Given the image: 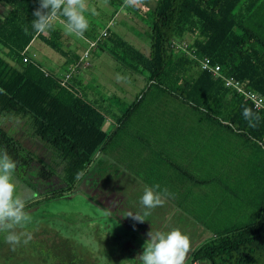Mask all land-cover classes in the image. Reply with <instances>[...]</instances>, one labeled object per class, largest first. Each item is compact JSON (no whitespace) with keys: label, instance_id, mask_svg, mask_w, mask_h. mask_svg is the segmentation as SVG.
<instances>
[{"label":"trees","instance_id":"1","mask_svg":"<svg viewBox=\"0 0 264 264\" xmlns=\"http://www.w3.org/2000/svg\"><path fill=\"white\" fill-rule=\"evenodd\" d=\"M106 1L119 7L124 4V0ZM0 3L9 9L7 16L0 15V113L21 120L28 115L35 119L40 139L65 162L67 188L51 196L70 193L86 176L96 155L103 152L114 137L104 128L108 115L113 113L88 99L75 76L69 82V88L64 87L60 77L48 73L28 57L29 46L39 38L61 55L68 53L59 41L54 23L44 34L37 35L32 29L33 12L39 7V0H0ZM150 11L148 56L120 37L111 35L109 38L115 59L121 58L149 74L148 84L137 99L124 108L120 117L115 114L117 130L150 93L157 92L154 95L160 97L163 92L176 100L181 99V103L194 109L195 113L203 112L204 116L198 121L218 122L236 131L242 140L240 143L238 139L239 152L245 150L247 143L264 148V112L256 110L248 99L227 88L222 78H215L203 70L199 62L210 59L211 64L221 67L224 77L247 83L249 89L264 95V23L257 21L262 15L264 21V1L156 0ZM174 40L187 42L188 51L199 60L178 50ZM78 60L76 57L70 68L75 67ZM245 108L259 119L246 120ZM2 150L16 162L15 171L23 172V177L38 164L34 152L0 127ZM261 153L257 151V154ZM241 156L239 154V159ZM262 158L263 171L260 173L257 168L259 177L264 175ZM39 167V178L49 180L54 177V169L42 164ZM259 185L254 220L217 232L194 250V263L264 264V182L262 184L261 179ZM34 203L36 201L26 204V208H32ZM53 243L57 245L56 252L59 243ZM79 257L75 256L83 264Z\"/></svg>","mask_w":264,"mask_h":264},{"label":"rangeland","instance_id":"2","mask_svg":"<svg viewBox=\"0 0 264 264\" xmlns=\"http://www.w3.org/2000/svg\"><path fill=\"white\" fill-rule=\"evenodd\" d=\"M86 2L88 7L85 15L89 20V28L85 32L87 36L96 39L108 26L114 37H122L145 55L150 53L151 32L149 23L152 12L150 7L156 5V0H143L138 7L126 6L125 3L121 7L114 6L106 0H86ZM8 12V7L0 3V15L7 16ZM257 21L264 23L263 15ZM65 40L68 41V39ZM61 44L63 45L64 41ZM100 44L104 47L100 55L108 58V64L104 66L98 61L89 72V76L94 79H88L85 84L89 86L93 84L95 79H100L101 81L97 80L98 83L94 91L101 96L109 88L103 84L110 76L116 77L119 74L126 77L127 82H117V80L116 82H110L115 90L118 89L119 103L123 106L120 107L124 113L126 107L134 102L133 93L143 87L144 82L142 81H144L143 78L146 76V72L130 66L121 58L114 60L110 39L104 38ZM119 52L121 51L119 50ZM27 55L55 76L61 77L64 70L67 69L64 57L40 38L32 42L27 50ZM93 72L95 73L92 74ZM136 80L137 82H134ZM150 102L151 100H147L142 108L133 111L129 115L127 123H125L127 125L123 128L125 133H116L118 140L127 137L128 141H133L134 138L131 137L130 132H132L134 126L141 124V120L147 123L150 118L151 121L156 122L159 120L158 116L159 118L162 117L157 112L164 114V111L165 113L168 111V108L164 107V109L162 106H160L161 109H154L155 106L151 105ZM177 106L184 107L181 105V99L178 102L176 101L174 106L171 103L169 111L171 112ZM122 112L115 114L120 117ZM178 113L185 115V110L181 108L174 115L177 116ZM195 116L199 120L204 116V113L197 111ZM34 120L31 115L21 120L13 115H1L0 113V127L4 128L10 135L17 137L25 148L34 152L35 159L38 160V164L27 171L26 177L25 175L23 177V172L17 173L15 171L14 173L18 189L27 197V204L36 201L32 208H25V211L31 217V223L26 229L31 234V239L27 244H24L22 238L21 244L16 246L13 251L12 247L4 241L5 234L0 232V264H62V262L65 264H80L75 256H80L79 258L82 259L83 264H122L126 260H135L138 255L142 254L148 237L136 231L137 227H135L136 223L133 219L122 221L121 218H118V212L110 210L107 206L110 203L106 201L109 191L112 190L116 194L118 192V188L116 191L113 187H116V181L119 182L123 178L121 163L111 157L107 158L108 154L107 157L101 156L97 161L99 163L91 166L88 174L72 192L52 197L53 193L67 188V182L64 179L65 162H62V158L40 139ZM115 141L116 139L113 143ZM237 144H239V141ZM243 145L246 144L243 143ZM256 146L245 147L248 152L246 156L242 155L240 158L245 163H239L241 169L239 171L236 169L237 177H240L242 181L236 183L234 180L237 181V179H234L232 186L237 187V185L246 184L244 181L252 174L253 164L263 162L264 153L257 154ZM123 162V164H127L124 159ZM39 164L54 169V177L49 180L39 178L37 175V172H40ZM163 173L165 175L159 174L158 177L167 176L165 172ZM125 175H128V173ZM135 179L141 181L139 177H135ZM116 194H110L109 196L113 197ZM256 215L257 212H254L253 209V212L241 219L239 224L253 221ZM17 231L21 230L17 229ZM157 233L166 234L168 232L155 227L153 236ZM213 236L214 231L205 230L200 238L199 236L194 239L190 238V249L186 255L185 264H194V250ZM198 239L199 241H197ZM67 240L68 242L65 245ZM53 242L59 243L56 252L54 248L57 245ZM56 253L57 255H55ZM131 264H140V261L137 260L131 262ZM198 264L211 263L203 261L198 262Z\"/></svg>","mask_w":264,"mask_h":264},{"label":"crops","instance_id":"3","mask_svg":"<svg viewBox=\"0 0 264 264\" xmlns=\"http://www.w3.org/2000/svg\"><path fill=\"white\" fill-rule=\"evenodd\" d=\"M153 8L150 7V9ZM63 21L60 17L53 21L60 35L59 41L62 43L64 41L63 49L68 52L62 55L67 69L64 70L61 77H64V74L73 66L72 63L76 57H79L76 64L78 71L74 74L77 82L84 87L88 99L108 108L113 113L107 117L105 130L113 134L114 137L105 150L96 155L92 163L94 166L99 163L97 161L101 156L107 157L108 155L107 158L111 157L121 163L123 178L119 182L116 181V187H113L116 191L118 188L117 194L111 190L107 195L106 201L110 203L107 205L109 209L113 212L117 211L118 218H121L122 221L132 219L128 217L129 213H142L140 197L144 189L159 185V189L154 190L162 193L167 192V195L162 197L164 203L151 210V214L144 217L145 222L135 221L136 231L147 236L148 240L150 239L148 233L152 232L153 234L155 227L167 232L179 229L189 239H194L198 236L200 238L205 230L214 231L215 236L217 232L240 225L239 221L254 209V203L256 204L260 194L259 182L261 179L263 184L264 175L259 177L257 170L259 167L260 173L263 171V166L260 164L262 162H255L252 174L244 181L246 186L245 184L237 185V187L232 186L234 179H237V181L234 180L236 183L242 181L240 177H237L236 169L239 171L241 167L238 164L245 162L239 159V154L246 156L248 152L246 149L239 152L238 133L218 122L198 121L194 113L195 110L185 106L184 103H181L184 107L177 106L170 112V104L172 103L174 106L178 100L163 92H161L162 96L157 97L154 95L157 92H152L135 110L142 108L147 100H151L150 104L155 106L154 109L168 108L167 114L165 111L164 114L157 112L162 117L158 116L159 120L156 122L151 121V118L147 120V123L141 120V124L134 126L130 132L131 137L134 138L133 141H128L127 137H124V140H118L116 133H125L123 128L127 124H124L119 130L116 128L118 124L115 113L122 112L121 107H123L119 103L118 89L115 87L117 89L115 90L111 85L112 82H116V77L110 76L105 81L103 85L109 88L107 91L103 88L105 92L101 96L94 91L98 81H101L100 79L97 78L98 81L95 79L92 85L86 86L85 84L88 79H94L89 76V72L98 61L104 66L108 64V58L100 55L104 47L100 44L102 46L98 47L100 49L92 51L91 65L85 67L82 61L83 53L93 38L87 36L86 33L83 38L66 34L64 26L62 27ZM108 33L109 36L106 39L112 35L110 28ZM113 59L115 60L114 57ZM148 78L149 74L146 72L144 81H142L144 82L143 87L133 93L134 101L146 88ZM80 80L81 82H79ZM163 98L165 99L163 100ZM181 108L185 110V115L181 113H178L177 116L174 115ZM157 114L155 115L157 116ZM115 139L116 141L113 143ZM247 144L248 148L251 145L256 146ZM256 149L258 152L264 153V148L256 146ZM123 159L127 162L126 165L123 164ZM163 172L167 176L158 177L159 174L165 175ZM124 173H128V175ZM135 177H139L142 182L136 180ZM257 177L260 178L258 182L256 181ZM110 194L116 195L111 197ZM139 225H141V229H139Z\"/></svg>","mask_w":264,"mask_h":264},{"label":"clouds","instance_id":"4","mask_svg":"<svg viewBox=\"0 0 264 264\" xmlns=\"http://www.w3.org/2000/svg\"><path fill=\"white\" fill-rule=\"evenodd\" d=\"M143 0H124L126 6L138 7ZM86 0H39V7L33 12L35 19L31 27L37 35L46 33L53 27V21L57 17L64 18V29L66 34L83 38L89 28V20L85 15L87 11ZM27 33V27L24 29ZM117 82H127L126 77L119 74ZM244 117L251 121L258 120L250 109L245 108ZM17 164L6 150L0 151V232H3L6 244L15 250L23 243L27 244L31 234L26 230L31 223L30 215L25 211L27 204L26 195L18 189L14 177ZM159 185L146 187L140 197L142 213H129L134 221L143 223L144 217L151 214V210L164 203L163 196L167 192H159ZM20 229L21 231H17ZM150 239L145 243L142 254L133 261H123L122 264L140 261V264H185L186 255L190 249V239L179 229L172 230L166 234L157 233L153 236L148 233Z\"/></svg>","mask_w":264,"mask_h":264},{"label":"built area","instance_id":"5","mask_svg":"<svg viewBox=\"0 0 264 264\" xmlns=\"http://www.w3.org/2000/svg\"><path fill=\"white\" fill-rule=\"evenodd\" d=\"M108 31L109 28H105L99 37H97L95 40L89 41V46L84 51L82 57V61L85 67H89L91 65V61H90L91 53L93 50L99 47V44L102 42L104 38H107L109 36ZM173 44L178 50L182 51L183 53L189 54L194 59L199 60L194 53L188 51L187 42L174 40ZM199 62L203 70L210 72L215 78H222L225 81V86L227 88L237 92L239 95L248 99L253 104L256 110L264 112V95L249 89L247 83L237 81L233 78L224 77L221 72V67L219 65L211 64L210 59L205 58L203 60H199ZM77 71H78V67L76 66L70 68L69 71L66 74H64V77H61L60 79L61 85L69 88L68 84L73 79V76Z\"/></svg>","mask_w":264,"mask_h":264},{"label":"flooded vegetation","instance_id":"6","mask_svg":"<svg viewBox=\"0 0 264 264\" xmlns=\"http://www.w3.org/2000/svg\"><path fill=\"white\" fill-rule=\"evenodd\" d=\"M56 263V262H55Z\"/></svg>","mask_w":264,"mask_h":264}]
</instances>
